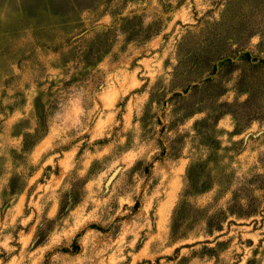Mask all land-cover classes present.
I'll return each instance as SVG.
<instances>
[{"label": "rangeland", "instance_id": "rangeland-1", "mask_svg": "<svg viewBox=\"0 0 264 264\" xmlns=\"http://www.w3.org/2000/svg\"><path fill=\"white\" fill-rule=\"evenodd\" d=\"M0 264H264V0H0Z\"/></svg>", "mask_w": 264, "mask_h": 264}]
</instances>
